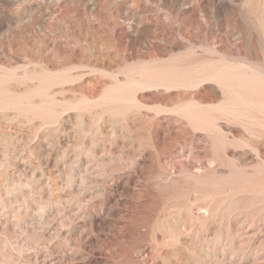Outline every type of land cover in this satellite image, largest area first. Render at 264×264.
Wrapping results in <instances>:
<instances>
[{
  "label": "rangeland",
  "instance_id": "374dc122",
  "mask_svg": "<svg viewBox=\"0 0 264 264\" xmlns=\"http://www.w3.org/2000/svg\"><path fill=\"white\" fill-rule=\"evenodd\" d=\"M262 69L264 0H0V264H264Z\"/></svg>",
  "mask_w": 264,
  "mask_h": 264
},
{
  "label": "bare ground",
  "instance_id": "6f19581e",
  "mask_svg": "<svg viewBox=\"0 0 264 264\" xmlns=\"http://www.w3.org/2000/svg\"><path fill=\"white\" fill-rule=\"evenodd\" d=\"M89 1H90V0H89ZM91 1H92V0H91ZM112 1H113V0H112ZM119 1H120V0H119ZM94 4H95V3H94ZM49 10H50V9H49ZM57 11H58V10H57ZM125 17H126V16H125ZM179 21H180V20H179ZM180 22H182V21H180ZM138 23H139V21H138ZM182 23H183V22H182ZM135 26H136V25H135ZM138 26H140V24H138ZM143 26H144V25H143ZM136 27H137V26H136ZM141 27H142V26H141ZM137 31H138V30H137ZM179 31H180V30H179ZM185 32H186V31H185ZM92 33H93V32H92ZM183 34H184V33H183ZM184 36H185V35H184ZM106 41H107V40H106ZM182 41H183V40H182ZM167 42H168V41H167ZM105 43H106V42H105ZM105 43H104V45L106 46L107 44H105ZM107 43H108V42H107ZM111 43H112V42H111ZM108 44H109V43H108ZM65 45H66V44H65ZM109 45H110V44H109ZM107 46H108V45H107ZM172 46H174V44H172ZM169 47H170V46H169ZM177 47H178V46H177ZM164 49H165V48H164ZM165 50H166V49H165ZM167 50H168V49H167ZM170 50H171V49H170ZM174 53H175V52H174ZM179 54H180V53H179ZM115 55H116V54H115ZM173 58H174V57H173ZM182 58H183V57H182ZM161 59H162V58H161ZM171 59H172V58H171ZM174 59H177V58H174ZM185 59H186V58H185ZM37 60H38V59H37ZM150 60H151V59H150ZM150 60H149V61H150ZM152 60H153V59H152ZM152 60H151V61H152ZM162 60H163V59H162ZM167 60H169V59H167ZM167 60H165V61H166V62H169V61H167ZM172 60H173V59H172ZM178 60H179V58H178ZM139 61H140V60H139ZM145 61H146V60H145ZM159 61H160V59H159ZM165 61H163V62H165ZM217 61H218V60H217ZM178 62H179V61H178ZM178 62H177V63H178ZM180 62H181V61H180ZM154 63H155V62H154ZM159 63H160V62H159ZM159 63H158V64H159ZM171 63H175V62H170V64H171ZM183 63H184V62H183ZM226 63H227V62H226ZM228 63H229V62H228ZM228 63H227V64H228ZM142 64H143V63H142ZM168 64H169V63H168ZM221 64H222V63H221ZM221 64H220V65H221ZM145 65H147V64H145ZM155 65H156V63H155ZM189 65H190V64H189ZM196 65H197V64H196ZM209 65H210V64H209ZM232 65H233V64H232ZM239 65H241V64L239 63L238 66H239ZM143 66H144V64L142 65V67H143ZM149 66H150V65H149ZM149 66H148L147 68H149ZM153 66H154V64H153ZM175 66H176V65H175ZM235 66L237 67V65H235ZM257 66H258V65H257ZM142 67H141V68H142ZM144 67H145V66H144ZM144 67H143V68H144ZM151 67H152V66H151ZM179 67H181V66H179ZM204 67H206V66H204ZM209 67H210V66H209ZM213 67H214V66H213ZM241 67H245V66L242 65ZM241 67H240V68H241ZM258 67H259V66H258ZM261 67H262V66H261ZM79 68H80V67H79ZM129 68H130V67H129ZM167 68H168V67H167ZM167 68H166V69H167ZM200 68H203V67H200ZM200 68H199L198 70H200ZM224 68H225V67H224ZM224 68H223V70H224ZM233 68H234V67H233ZM245 68H246V67H245ZM127 69H128V68H127ZM151 69H153V68H151ZM180 69H181V68H180ZM185 69H187V68H185ZM210 69H211V68H210ZM225 69H226V68H225ZM235 69H236V68H235ZM241 69H242V68H241ZM243 69H244V68H243ZM251 69H252V68H251ZM124 70H125V69H123V72H125ZM158 70H160V69H158ZM221 70H222V69H221ZM236 70H237V69H236ZM236 70H235V72H237ZM245 70H246V69H245ZM245 70H244V71H245ZM262 70H263V69H262ZM12 71H13V70H12ZM137 71H139V70H137ZM141 71H142V70H141ZM229 71H231V70H229ZM240 71H241V70H240ZM263 71H264V70H263ZM48 72H49V71H48ZM135 72H136V71H135ZM193 72L195 73L196 71H193ZM193 72L190 73V74H193ZM226 72H227V71H226ZM248 72H249V71H248ZM251 72L253 73V70H252ZM258 72H259V70H258ZM133 73H134V72H133ZM136 73H137V72H136ZM136 73H135V74H136ZM246 73H247V71H246ZM108 74H109V73H108ZM135 74H134V75H135ZM190 74H189V75H190ZM219 74H221V73H219ZM228 74H229V73H228ZM235 74H236V73H235ZM256 74H258V73L256 72ZM259 74H260V72H259ZM134 75H132V77H133ZM183 75H184V74H183ZM201 75H202V74H201ZM217 75H218V74H217ZM130 76H131V75H130ZM186 76H187V75H186ZM214 76H215V75H214ZM219 76H220V75H219ZM219 76H218V77H219ZM221 76H222V74H221ZM224 76H225V75H224ZM232 76H233V75H232ZM237 76H239V77H237V78H240V77L242 78V76H240V75H237ZM252 76H254V75H252ZM255 76H256V75H255ZM255 76H254V77H255ZM257 76L259 77V75H257ZM260 76H262V75H260ZM120 77H121V76H120ZM132 77H131V79H133ZM192 77H193V76H192ZM215 77H216V76H215ZM245 77H246V76H245ZM247 77H248V76H247ZM22 78H23V77H22ZM25 78H26V76H25ZM25 78H24V79H25ZM126 78H128V77H126ZM171 78H172V79H171ZM171 78H170V77H161V78L159 77L158 79L156 78V80H155L154 82H152V83H154V84H153L154 86H152L153 89H156V88H154V87H157V86H158V88H160V86L163 87V86H168V85H170V84H173L172 82H174V79H177V78H176V77H175V78L171 77ZM221 78H222V77H221ZM179 79H180V77H179ZM186 79H187V78H186ZM213 79H214V78H212V81H214V80L217 81V79H214V80H213ZM232 79H235V78L232 77ZM245 79H246V78H245ZM254 79H255V78H254ZM262 79H263V78H262ZM134 80H136V79H134ZM180 80H181V79H180ZM182 80H184V79L182 78ZM226 80H227V79H226ZM226 80H225L224 82H226ZM235 80H236V79H235ZM240 80H241V79H240ZM129 81H133V80H130V78H129ZM138 81H139V80H138ZM177 81H178V80H177ZM188 81H189V80H188ZM194 81H195V80H194ZM196 81H199V80H196ZM200 81H203V80H200ZM204 81H207V80H204ZM222 81H223V80H222ZM228 81H230V80H228ZM253 81H254V80H253ZM256 81H257V80H256ZM256 81H255V83H256ZM258 81H259V79H258ZM118 82H119V81H118ZM134 82H135V81H134ZM139 82H140V81H139ZM178 82H180V81H178ZM181 82H184V81H181ZM192 82H193V81H192ZM246 82H247V81H246ZM249 82H250V81H249ZM119 83H121V82H119ZM122 83H123V82H122ZM124 83H125V82H124ZM126 83H128V82H126ZM130 83H131V82H130ZM130 83H129V84H130ZM136 83H137V80H136ZM141 83L143 84L142 81L140 82V84H141ZM144 83H146V82H144ZM149 83H150V82H148V85H149ZM152 83H151V84H152ZM156 83H157V84H156ZM204 83H206V82H204ZM207 83H208V82H207ZM209 83H210V82H209ZM212 83H213V82H212ZM259 83H260V81H259ZM261 83H263V81H262ZM137 84H139V83H137ZM175 84H176V83H175ZM184 84H186V83H184ZM184 84H182V85H184ZM198 84H199V83H198ZM198 84H197V85H198ZM201 84H202V83H201ZM247 84H249V83H247ZM116 85H117V84H116ZM118 85H120V84H118ZM132 85H136V84H135V83L133 84V82H132V84L129 85V86H132ZM146 85H147V83H146ZM199 85H200V84H199ZM222 85H223V84H222ZM231 85H232V84H231ZM259 85H260V84H259ZM259 85H258V86H259ZM263 85H264V83H263ZM129 86H127V87H129ZM140 86H141V85H140ZM142 86H143V85H142ZM142 86L140 87V90H143V89H141V88H143ZM107 87H108V86H107ZM116 87H117V88H115V87H114V88L120 90V88H118V86H116ZM120 87H121V86H120ZM123 87H124V86H123ZM123 87H122V89H123ZM127 87H125V88H127ZM132 87H133V86H132ZM134 87H135V86H134ZM134 87H133V88H134ZM144 87H146V86H144ZM152 87H149V86H148V88H149L150 90H152V89H151ZM192 87H193V86H192ZM196 87H197V86H196ZM224 87H225V86H224ZM241 87H242V86H241ZM243 87H244V86H243ZM133 88H132L131 90H133ZM135 88H137V87H135ZM174 88L176 89V87H173L172 90H175ZM187 88H188V87H187ZM190 88H191V87H190ZM227 88H229V87H227ZM252 88H254V87H252ZM252 88H251V89H252ZM261 88H262V87H261ZM112 89H113V87H112ZM128 89H130V88H128ZM146 89H147V87H146ZM160 89H162V88H160ZM160 89H159V90H160ZM163 89H164V88H163ZM170 89H171V88H170ZM177 89H180V87L177 88ZM182 89H183V87H182ZM223 89H224V88H223ZM238 89H239V88H238ZM243 89H245V88H243ZM110 90H111V89H110ZM113 90H114V89H113ZM123 90H124V89H123ZM123 90H122V93H124V91H126V89H125L124 91H123ZM131 90H128V91L131 92ZM136 90H137V89H136ZM136 90H133V91H136ZM156 90H157V89H156ZM221 90H222V88H221ZM245 90L249 91L248 89H245ZM138 91H139V88H138ZM162 91H163V90H162ZM225 91H227V90L225 89ZM228 91H230V89H228ZM233 91H234V89H233ZM233 91H232V92H233ZM235 91H236V90H235ZM241 91H242V90H241ZM109 92L111 93L112 91H109ZM158 92H159V91H158ZM169 92H170V91H169ZM171 92H172V91H171ZM251 92H254V90L251 91ZM118 93H119V92H118ZM120 93H121V92H120ZM127 93H128V92H127ZM222 93H223V92H222ZM234 93H235V92H234ZM234 93H233V94H234ZM111 94H113V93H111ZM124 94H125V93H124ZM228 94H230V93H228ZM248 94H252L251 96H253L254 93H250V92H249ZM116 95H117V94H116ZM119 95H120V94H119ZM133 95H134V94H133ZM225 95H226V94H225ZM225 95H224V96H225ZM235 95H236V93H235ZM254 95H256V94H254ZM114 96H115V95H114ZM226 96H227V95H226ZM236 96H237V95H236ZM259 96H260V95H259ZM262 96H263V95H262ZM262 96H261V97H262ZM117 97H118V96H117ZM119 97H120V96H119ZM165 97L167 98V96H165ZM115 98H116V97H115ZM171 98H172V96H171ZM171 98H167V99H169V101H170ZM174 98H175V97H174ZM255 98H257V96H256ZM116 99H118V98H116ZM119 99L122 100L121 98H119ZM119 99H118V100H119ZM161 99H162V98H161ZM163 99H164V98H163ZM167 99H166V100H167ZM233 99H235V98H232V102H233ZM242 99H244V98H242ZM125 100H127V99H125ZM225 100H226V99H225ZM237 100H238V99H237ZM239 100H240V99H239ZM167 101H168V100H167ZM171 101H173V100H171ZM228 101L230 102L231 100L228 99ZM234 101H235V100H234ZM257 101H258V100H257ZM263 101H264V99H263ZM108 102H109V101H108ZM161 102H162V101H161ZM225 102H226V101H225ZM225 102H224V103H225ZM238 102H239V101H238ZM242 102H243V101H242ZM165 103H168V102H165ZM230 103H231V102H230ZM245 103H247V100H246ZM245 103H242V104L244 105ZM162 104H163V103H162ZM183 104H184V103H183ZM195 104H196V103H195ZM227 104H228V103H227ZM236 104H237V103L235 102V105H236ZM240 104H241V101H240ZM188 105L190 106V103H189ZM200 105H201V104H200ZM228 105L230 106V104H228ZM232 105H233V103L231 104L230 108H232ZM246 105H247V104H246ZM249 105H250V103H249ZM249 105H248V107H249ZM253 105H254V104H253ZM255 105H256V104H255ZM260 105H262V104H260ZM159 106H160V105H157V107H159ZM179 106H181V105H179ZM191 106L194 107V108L197 107L196 105H194V106L191 105ZM191 106H190V107H191ZM195 106H196V107H195ZM244 106H245V105H244ZM162 107H163V106H162ZM168 107L170 108V106H168ZM185 107H186V106H185ZM222 107H223V106H222ZM224 107H226V106H224ZM227 107H228V106H227ZM233 107H234V105H233ZM235 107H236V106H235ZM245 107H246V106H245ZM160 108H161V106L159 107V109H160ZM165 108H166V107H165ZM169 108H168V109H169ZM188 108H189V107H187V108L184 109V107H183V108H182V109H183L182 111L184 112V110H186V109H188ZM194 108H193V109H194ZM256 108H259V107H256ZM260 108H262V107H260ZM161 109H162V108H161ZM166 109H167V108H166ZM168 109H167V110H168ZM190 109H191V108H189V111H190ZM234 109H235V108H234ZM263 109H264V108H263ZM171 110H172V109H171ZM194 110H197V109H194ZM186 111H187V110H186ZM192 112H193V111H192ZM197 113H198V112H197ZM246 113H247V112H246ZM191 114H192V113H191ZM195 114H196V113H195ZM195 114H194V116H192V117H195V116H196V117H197L196 119H198V118H199L198 115H195ZM222 114H223V113H222Z\"/></svg>",
  "mask_w": 264,
  "mask_h": 264
}]
</instances>
